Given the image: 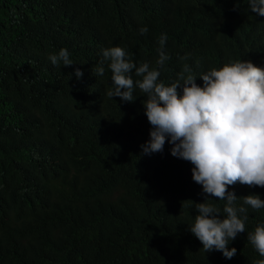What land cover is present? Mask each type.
I'll return each mask as SVG.
<instances>
[{
	"label": "trees",
	"instance_id": "trees-1",
	"mask_svg": "<svg viewBox=\"0 0 264 264\" xmlns=\"http://www.w3.org/2000/svg\"><path fill=\"white\" fill-rule=\"evenodd\" d=\"M247 4L0 0V264H255L264 259L247 240V233L264 224V208L248 206L245 232L229 243L236 255L227 259L219 251L204 252L189 231L198 214L195 203L206 199L192 179L194 166L173 157L171 147L155 159L138 149L152 128L145 95L134 102L109 98L77 77L71 81L72 69L48 59L61 48L72 58L62 30L72 23L82 32L84 71L92 63L88 31H97L100 42L128 43L145 26L155 35L145 57L159 58L162 34L169 38L163 46L169 57L179 50L180 37L197 35L199 52L185 63L196 76L235 60L264 67V20ZM182 70L161 71V79H176ZM229 191L264 199V187L237 183ZM209 202L223 212L225 201Z\"/></svg>",
	"mask_w": 264,
	"mask_h": 264
},
{
	"label": "clouds",
	"instance_id": "clouds-1",
	"mask_svg": "<svg viewBox=\"0 0 264 264\" xmlns=\"http://www.w3.org/2000/svg\"><path fill=\"white\" fill-rule=\"evenodd\" d=\"M248 6L254 16L264 20V0H248L246 9ZM62 30L72 58L61 48L49 55L50 62L72 69L71 81L77 77L107 91L109 98L134 102L138 95H145L141 101L152 128L150 139L138 147L140 153L155 159L157 153L171 147L173 157L194 166L192 179L202 186L206 199L195 203L198 214L189 231L205 253L215 250L232 259L237 249H229V243L245 232L248 207L264 208L259 194L237 197L229 191L237 183L264 187V67L235 60L196 76L185 63L199 52L197 35L180 37L181 48L169 57L163 48L169 38L162 34L156 46L159 58L155 53L145 57L144 51L155 42V35L145 26L128 43L121 38L100 42L97 31H88L93 38L89 47L92 63L84 71L82 32L72 23ZM180 32L176 29V36ZM181 68L176 79L165 80L168 83L161 79V71ZM210 199L225 201L222 213ZM238 199L243 202L239 206ZM247 240L264 257V224L247 233ZM255 264H264V259Z\"/></svg>",
	"mask_w": 264,
	"mask_h": 264
}]
</instances>
